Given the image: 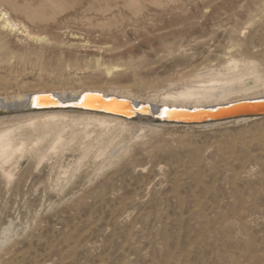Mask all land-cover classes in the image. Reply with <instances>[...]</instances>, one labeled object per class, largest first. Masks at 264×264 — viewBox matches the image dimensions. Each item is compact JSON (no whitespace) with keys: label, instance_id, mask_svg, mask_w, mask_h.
Segmentation results:
<instances>
[{"label":"rangeland","instance_id":"obj_1","mask_svg":"<svg viewBox=\"0 0 264 264\" xmlns=\"http://www.w3.org/2000/svg\"><path fill=\"white\" fill-rule=\"evenodd\" d=\"M50 1L0 0V90L122 77L148 98L231 59L264 74V0ZM155 124L0 165V264H264V117Z\"/></svg>","mask_w":264,"mask_h":264},{"label":"bare ground","instance_id":"obj_2","mask_svg":"<svg viewBox=\"0 0 264 264\" xmlns=\"http://www.w3.org/2000/svg\"><path fill=\"white\" fill-rule=\"evenodd\" d=\"M47 1L51 2L50 0H47ZM62 7L61 9L64 8ZM60 12H62V10ZM83 15H86V14H83ZM37 20L39 19L37 18ZM0 23H2L1 27L5 30H13L15 29V26H16V24H14L11 20H9V17L7 16L6 13H1V12H0ZM222 69L223 70L209 69L206 71L204 70L202 72H196L192 74L191 76L185 78L184 80L182 79L180 83H171L167 89L161 90L154 96H151L148 98L137 96L136 93H134L132 87L126 84L125 79H123L122 77H109L110 79L106 82V86H95L94 85L90 87H80L79 89L66 88L64 87L65 85L64 86H60V85L52 86L50 84L52 87H47L50 85H46L45 87L42 85L44 88H38L34 91H29L26 94H23V95L19 94L17 96L12 95V93L10 92L11 90L9 91L8 86L6 85V82H5L4 84L6 85L4 86L5 88L0 90V104L2 106V109L4 110L0 112V165L7 164L11 162L13 159L15 160V158L17 157L26 156V154L30 152L38 153L41 151L42 147L45 144H49V149L51 151L58 152L66 148L70 144V142L74 140H79V141L84 142L91 138L92 134L90 133V129L92 127L99 128L103 131H107L108 138L111 140L113 136V133L111 134L112 130L113 131L129 130L135 124L136 121H142V120H136V121L126 120V119H122V118L111 116V115L85 112V111H80V110H46V111L31 110L30 106L32 103H34L35 106H41L44 104L47 105L51 103V100L49 98L38 97V95L50 94L52 96H56L61 102L65 103V102L76 101L84 93H97V94H101L104 97L114 96V97L133 101L137 103L138 105H147L148 107L152 109V112L153 110L156 111L162 108H165L166 110H169L171 108L189 109V110L215 109L221 106H227V105H231V104H235L239 102L264 99V74H263V71L261 70L259 63H257L256 61L246 60V62H241V61H237L236 59L235 60L231 59L228 65ZM111 72L112 71L109 70V74ZM247 78H251L253 80V85H249V83L247 84L246 82ZM69 85L67 87H69ZM235 95H239V96L234 97ZM93 99L94 98H91L92 101L89 102L90 104H93L95 102V100ZM12 113L15 115L12 116ZM257 119L258 118L256 117L255 118H239V119L230 120L227 122L196 125V127H206V126H211V125L214 126V125H220V124L229 123V122H236V123L250 122V121H255ZM155 125L157 127V126H164L168 124L157 123ZM170 125H174V124H170ZM147 131L148 130H146V133ZM155 131L157 132V130ZM150 132L152 131L150 130ZM69 134L70 136H68ZM114 144L115 143H113V145ZM98 146L99 145H97V147ZM107 148H108V142L102 141V143L100 144V148L98 150V155H103L106 152ZM114 149L116 150V147ZM93 151H90V152H93ZM115 153H117V151ZM107 154H109V152ZM46 155H44L43 153L40 154V158H41L40 160L45 159ZM113 155H114V152H113ZM106 156L104 157L108 158V155ZM18 159H21V158H18ZM104 160L106 159L104 158ZM101 166H100V169H102ZM2 170L5 173L4 176H6L8 180H11L13 176L12 172L4 171V169ZM77 171L79 172V167ZM60 184H61V181H60Z\"/></svg>","mask_w":264,"mask_h":264},{"label":"water","instance_id":"obj_3","mask_svg":"<svg viewBox=\"0 0 264 264\" xmlns=\"http://www.w3.org/2000/svg\"><path fill=\"white\" fill-rule=\"evenodd\" d=\"M38 97L49 98L50 104L35 106L31 104V110H80L85 112L111 115L126 120H142L152 123H164L183 126H196L227 122L239 118H259L264 117V99L239 102L215 109H159L152 112L147 105L118 98L114 96L104 97L97 93H84L76 101L61 102L56 96L50 94L38 95ZM91 98L95 102L90 104ZM3 111L0 104V112Z\"/></svg>","mask_w":264,"mask_h":264}]
</instances>
